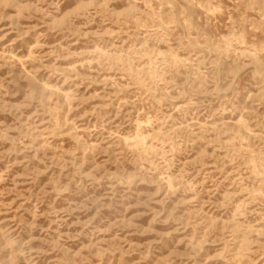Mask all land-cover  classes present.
I'll use <instances>...</instances> for the list:
<instances>
[{"label": "rangeland", "instance_id": "374dc122", "mask_svg": "<svg viewBox=\"0 0 264 264\" xmlns=\"http://www.w3.org/2000/svg\"><path fill=\"white\" fill-rule=\"evenodd\" d=\"M0 264H264V0H0Z\"/></svg>", "mask_w": 264, "mask_h": 264}]
</instances>
